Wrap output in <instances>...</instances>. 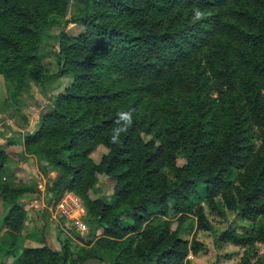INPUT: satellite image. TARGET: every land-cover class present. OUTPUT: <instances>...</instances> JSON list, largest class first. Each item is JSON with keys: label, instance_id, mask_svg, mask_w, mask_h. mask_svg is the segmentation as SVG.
<instances>
[{"label": "trees", "instance_id": "obj_1", "mask_svg": "<svg viewBox=\"0 0 264 264\" xmlns=\"http://www.w3.org/2000/svg\"><path fill=\"white\" fill-rule=\"evenodd\" d=\"M71 1L0 0V83L2 104L20 113L32 83L70 78L22 142L49 203L74 192L90 232L78 236L84 247L28 245L43 239L28 232L26 190L4 178L10 157L0 148V264L108 263L105 254L109 264H191L205 248L197 231L214 229L206 209L247 223L228 226L218 246L246 248L239 264H264L248 249L264 245V0H76L68 16ZM197 8L205 17L194 21ZM52 35L50 75L42 55ZM126 111L133 126L110 144ZM102 176L109 199L93 196Z\"/></svg>", "mask_w": 264, "mask_h": 264}, {"label": "rangeland", "instance_id": "obj_2", "mask_svg": "<svg viewBox=\"0 0 264 264\" xmlns=\"http://www.w3.org/2000/svg\"><path fill=\"white\" fill-rule=\"evenodd\" d=\"M79 7L80 4L76 0H72L70 10L68 12V16L76 12ZM58 32H59V28L54 27L53 29L54 35H56V33ZM43 50L44 53L42 55L43 56L42 61L47 69V72L50 75H52L56 73V71L58 70V64L56 58L58 46L55 36L52 35L48 37L47 41L43 45ZM69 81H70L69 77H64L59 79L58 81L53 80L50 82H46L45 85L43 86L44 90H41V88L35 86L34 83H32L30 88L28 89V92H26L24 95L28 97L30 93H33L34 98L32 99L29 96V98H27L28 100L26 105L20 106L19 111L20 113L22 111V114H20L17 111L15 106H13L14 109H10V108H6V106L2 104V101L6 98V91L3 83H0V109L3 110L2 112H0V135L4 133L6 135H9V133L14 134L16 128L19 129L25 127L26 124L30 125V123L36 124L40 114V109L42 108V110H47L50 106L48 97L53 92L52 89L58 86V83L59 84L62 83L63 86V85H67ZM2 114H6V116L5 115L3 116ZM7 119L11 121L14 120V125L16 127L15 129L11 127V124L7 121ZM29 120L30 123H28ZM16 132L18 133V131ZM10 159L12 160L11 162L16 163V161L13 158ZM20 160H23V158L21 157ZM11 162L9 161L8 164H10ZM23 163L25 164L28 163L30 167L33 169V171L30 170L32 176L31 178L29 177L30 179L28 178L30 182L26 184L27 185L25 187L26 192L24 194V197L20 199V203L23 204V206L29 213V217H31L33 220V222L31 221V224L28 227V232L29 233L36 232L39 239H43V240H39L41 242L38 241L35 242L30 240L31 243L29 245L41 246L44 243L56 250H59L61 249L65 241L71 239L74 244L75 243L79 244L80 247L86 246L79 239L78 236L82 235L85 237L86 235H88L90 230L88 231V229L84 230L79 228L77 221L68 220L60 217V215L57 213L56 207L52 206L51 203H49V200L47 199L46 196L47 192L45 191V187L43 183L44 181H46V178H44V176L41 175V173L39 172V169L36 168V163H34V160L33 161L27 160L26 162ZM178 163L182 164L183 160L179 159ZM12 169H15L17 171V174H19L22 179L25 178L26 176L25 171L23 168H20L19 165H13ZM38 178L42 180V183L38 181ZM39 182L41 183V185L39 184ZM112 187L113 184L111 180L106 176H102L97 184L93 196L94 197L102 196V197H106V199H109L111 197ZM44 192H45L44 202L46 206L44 204L42 205V203L40 205L37 204V206H34L32 201L35 199L39 200L40 198H42ZM47 207H48V214L45 210ZM206 213L210 222L213 224L214 229L211 231H203V230L197 231L196 237L200 242L203 243L205 248L202 249L198 255H193L191 259V264H239L242 257L244 256V252L246 248L235 246L231 243H222L220 244V246H218L217 239L219 237V234L223 232L228 226L232 225L236 229L241 230L244 226H247V223L236 220L233 214L229 215L228 220H223L219 216L212 214L208 209H206ZM3 214L4 211H2V206L0 203V232L2 231L1 219H3L2 218ZM193 222L194 221L192 219H189L186 222V226L192 225V227L194 226V228L192 229L190 234L184 233L185 238L188 239L192 238L193 233L195 232V222L194 223ZM124 223H128V220L127 219L124 220ZM93 231L96 232V234L101 233V230L97 228H94ZM93 246L94 245L91 244V246L89 247H93ZM248 249H250L252 255L257 254L258 257H262V259L264 260L263 244H257L254 246V249H252V247H249ZM105 259L106 261L109 262L101 263L97 260H93L87 262L86 264L111 263V259L110 257H108L107 254H105ZM5 264H10V260H6Z\"/></svg>", "mask_w": 264, "mask_h": 264}, {"label": "crops", "instance_id": "obj_3", "mask_svg": "<svg viewBox=\"0 0 264 264\" xmlns=\"http://www.w3.org/2000/svg\"><path fill=\"white\" fill-rule=\"evenodd\" d=\"M4 105L6 106V108H10V109H14L12 104L10 102H5ZM16 110V109H15ZM3 110L0 109V112H2ZM3 116L6 114H2ZM40 115V114H39ZM38 120L39 117L37 119L36 124L30 123V120L28 121V123H30V125L26 124L25 127L22 128H16L14 125V120L11 121L9 119H7V121L11 124L12 128H16L15 130L18 131V133L16 131H14V134L9 133V135H6L5 133L0 135V148H4L6 150V152L8 153L10 158H13L16 163L11 162L12 160L10 159V164H7V169L4 172V178L7 180V182L9 183V185L14 188V189H21V188H25L30 181L29 179L31 178L32 174L31 171H33V169L30 167V165L28 163H23L26 162L27 160H34V163H36V168H38L37 166V160L34 156L32 155H28L25 153L24 151V146H23V138L25 136V134L27 133H33L37 130L38 127ZM15 137L18 139V141L15 139ZM14 141H17L16 143H14ZM17 152V153H14ZM23 158V160H20V158ZM13 165H19L20 168H23L25 171V178L22 179L19 174H15L12 172V166ZM38 173V172H37ZM54 173H52V176L54 177ZM30 177V178H29ZM29 178V179H28ZM38 181H40L42 183V180L38 178ZM39 182V184L41 185V183ZM44 183V187L46 184V181L43 182ZM45 191H46V187H45ZM45 192L43 193L42 198H40L39 200L35 199L32 201L34 206L40 205L42 203V205H45ZM40 201V202H39ZM46 206V205H45ZM47 214H48V207L45 209ZM48 216V215H47ZM46 216V218H47ZM43 222V220H42ZM44 224V223H43ZM2 231L0 232V239L2 241H6V237H5V231L4 229H1ZM32 241V240H31ZM37 242V241H35ZM31 242L30 240H28L27 244L29 245Z\"/></svg>", "mask_w": 264, "mask_h": 264}, {"label": "built area", "instance_id": "obj_4", "mask_svg": "<svg viewBox=\"0 0 264 264\" xmlns=\"http://www.w3.org/2000/svg\"><path fill=\"white\" fill-rule=\"evenodd\" d=\"M60 217L77 221L79 228L87 230V226L80 219L85 215V208L81 199L72 191H66L55 204Z\"/></svg>", "mask_w": 264, "mask_h": 264}, {"label": "clouds", "instance_id": "obj_5", "mask_svg": "<svg viewBox=\"0 0 264 264\" xmlns=\"http://www.w3.org/2000/svg\"><path fill=\"white\" fill-rule=\"evenodd\" d=\"M205 17V13L201 11L199 8L194 10V15H193V20L198 21L201 20ZM118 115V127L113 129V134L109 138V143L110 144H119L121 143L120 140V135L117 136L116 130H120V134L128 132L129 129L132 128L133 126V117H132V112L131 111H126V112H120L117 114Z\"/></svg>", "mask_w": 264, "mask_h": 264}]
</instances>
